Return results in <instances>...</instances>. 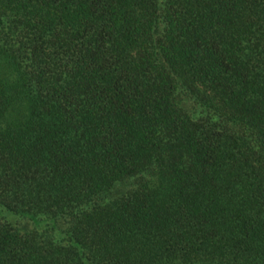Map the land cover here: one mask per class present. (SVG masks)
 I'll list each match as a JSON object with an SVG mask.
<instances>
[{"label":"trees","instance_id":"16d2710c","mask_svg":"<svg viewBox=\"0 0 264 264\" xmlns=\"http://www.w3.org/2000/svg\"><path fill=\"white\" fill-rule=\"evenodd\" d=\"M0 264H264V0H0Z\"/></svg>","mask_w":264,"mask_h":264}]
</instances>
